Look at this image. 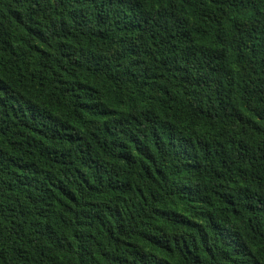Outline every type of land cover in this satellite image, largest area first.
Instances as JSON below:
<instances>
[{
	"label": "trees",
	"instance_id": "trees-1",
	"mask_svg": "<svg viewBox=\"0 0 264 264\" xmlns=\"http://www.w3.org/2000/svg\"><path fill=\"white\" fill-rule=\"evenodd\" d=\"M0 264H264V0H0Z\"/></svg>",
	"mask_w": 264,
	"mask_h": 264
}]
</instances>
